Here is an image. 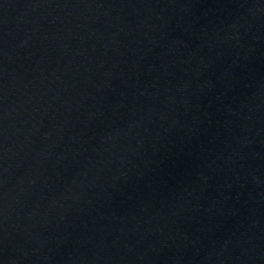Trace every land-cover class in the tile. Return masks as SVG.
I'll return each mask as SVG.
<instances>
[{
  "label": "water",
  "instance_id": "water-1",
  "mask_svg": "<svg viewBox=\"0 0 264 264\" xmlns=\"http://www.w3.org/2000/svg\"><path fill=\"white\" fill-rule=\"evenodd\" d=\"M0 264H264V0H0Z\"/></svg>",
  "mask_w": 264,
  "mask_h": 264
}]
</instances>
